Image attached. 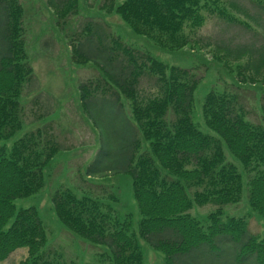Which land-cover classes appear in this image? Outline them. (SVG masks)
<instances>
[{"label":"trees","instance_id":"1","mask_svg":"<svg viewBox=\"0 0 264 264\" xmlns=\"http://www.w3.org/2000/svg\"><path fill=\"white\" fill-rule=\"evenodd\" d=\"M225 1L123 0L116 4L115 0H105L102 8L119 14L135 33L149 37L158 47L175 51L192 41L196 30L205 25L207 14L248 26L227 11ZM251 1L264 14V0ZM48 2L64 20L75 14L79 5V0ZM233 7L250 16L238 4ZM24 15L20 0H0V260L27 247L28 255L19 264H72L60 249L45 248L48 235L38 209L17 211L14 203V199L45 187L44 169L60 150L53 126L27 133L11 148L1 143L24 125L21 96L34 73L27 60ZM109 27L88 19L77 38L73 37L71 47L74 58L82 62L92 59L101 70L98 78L82 83L84 100L94 95L121 99L122 93L132 103L135 151L128 171L141 214L139 228L132 230L131 214L122 216L115 211L116 193L103 201L69 187L59 188L52 196L57 217L74 234L105 244L108 250L99 260L109 259L112 264H144L139 237L151 240L169 264H179L180 257L196 250L214 252L222 242L234 244L235 264H264V238L249 231V219L224 216V206L241 201L246 186L249 205L264 223V171L259 170L264 166V124L250 119L237 91L212 89L205 96L202 114L217 135L202 131L192 117L198 73L159 60L130 45ZM222 50L237 59L248 55L243 71L264 76V44L241 45L235 53L229 48ZM253 76L250 81L248 76L241 80L254 84L257 80ZM144 78L153 79V93L143 95ZM262 108L264 111V101ZM138 133L149 143L141 152ZM226 147L243 171L227 159ZM207 203L217 208L209 213L205 227L190 210L194 204Z\"/></svg>","mask_w":264,"mask_h":264},{"label":"rangeland","instance_id":"2","mask_svg":"<svg viewBox=\"0 0 264 264\" xmlns=\"http://www.w3.org/2000/svg\"><path fill=\"white\" fill-rule=\"evenodd\" d=\"M20 1L25 6L27 60L34 73L25 83L21 96L24 125L1 143L11 148L16 140L27 133L51 124L60 150L44 169L45 187L31 196L14 199L16 209H38L48 235L45 248L60 249L67 262L112 264L109 259L99 260L101 253L108 250L105 244L93 243L74 234L57 217L53 208L54 192L69 187L103 201H108L109 194L116 193L119 200L113 203V207L119 215H132L134 231L138 230L141 219L133 194L132 173L128 171L129 158L135 151L132 103L122 93L121 99L109 95H94L88 100L82 98V83L98 78L101 70L92 59L82 62L79 57L74 58L71 47L73 37L77 38L76 33L82 31L88 19L100 20L130 45L150 52L170 65L195 70L200 76V83L194 93L193 120L202 131L217 135L206 124L202 114L205 96L212 89L237 91L250 119L264 124V76H253L250 70L243 71L241 66L246 65L248 55L237 59L222 50L229 48L235 53L241 45L259 47L264 44V14L251 0H226L227 11L247 22L248 26L207 14L205 25L196 30L192 41L180 50L171 51L158 47L149 37L135 33L116 12L102 8L105 0H79L77 12L67 20L58 17V12L48 0ZM122 1L115 0V3ZM234 4L244 8L250 16L243 11L240 13L233 7ZM89 53L95 54L93 51ZM241 69L242 75L239 74ZM242 76H248V81L253 76L257 82H245L241 80ZM141 87L143 95L153 93V79L144 78ZM138 138L142 139L138 151L148 149V141L139 133ZM226 154L227 159L243 171L240 162L227 147ZM259 170L264 171V166ZM243 175L246 180V174ZM216 208L217 205L213 203L194 204L190 213L206 227L209 213ZM227 215L246 216L249 231L264 238V223L249 205L246 186L241 201L224 206V216ZM14 219L15 216L5 229ZM139 241L144 252V264H169L165 254L151 240L139 237ZM218 247L214 252L207 248L183 255L179 264H235L234 244L222 242ZM27 255L28 248L20 247L7 259L0 260V264H19Z\"/></svg>","mask_w":264,"mask_h":264}]
</instances>
